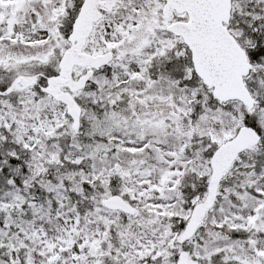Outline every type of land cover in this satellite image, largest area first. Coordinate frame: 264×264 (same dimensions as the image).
<instances>
[{"label":"rangeland","instance_id":"rangeland-1","mask_svg":"<svg viewBox=\"0 0 264 264\" xmlns=\"http://www.w3.org/2000/svg\"><path fill=\"white\" fill-rule=\"evenodd\" d=\"M76 1L0 0L3 91L16 76L57 71L68 47L59 27ZM231 3L229 32L258 55L247 83L262 105L252 111L238 102L212 109L200 82L186 84L192 73L181 40L148 25L162 20L161 0H125L94 26L85 52H116L75 94L79 131L37 87L0 94V264H49L55 256L56 264H177L183 253L195 264H264V0ZM172 48L168 62L182 64V81L165 79L159 63L147 78V62ZM245 120L263 143L228 169L197 235L179 243L206 196L192 193L206 188L211 153ZM118 193L133 214L101 204Z\"/></svg>","mask_w":264,"mask_h":264},{"label":"water","instance_id":"water-1","mask_svg":"<svg viewBox=\"0 0 264 264\" xmlns=\"http://www.w3.org/2000/svg\"><path fill=\"white\" fill-rule=\"evenodd\" d=\"M119 0H84L76 19L71 25V32L67 39L71 46L62 55L58 63V75L49 77L41 92L50 95L56 102L66 106L68 117L72 119L73 130L79 129L81 110L71 93L85 87L93 74L91 70L76 82L71 81L72 70L77 67H89L98 70L111 62L110 53L101 56H89L82 53L92 29L101 16L97 10L100 4L107 11L114 8ZM162 11L165 19H172V11L176 14H186V22L172 23L167 31L176 37H181L191 56L194 74L201 83L211 90L212 99L221 104L225 102H240L247 110H252L255 100L244 85V79L252 69L247 56L236 43L234 37L227 31L225 24L229 23L231 15L230 0H166ZM35 84V77L19 76L15 78L7 92L25 90ZM67 88L68 91H62ZM259 135L251 127H242L233 139L221 144L212 153L209 161L211 167L210 179L207 183L205 200L193 207L190 219L179 236L180 243L187 242L197 233L202 219L216 202L218 186L224 173L238 158L239 153L259 144ZM137 160H133L136 163ZM120 167L117 165L115 170ZM106 209L133 214L131 205L125 203L119 196H114L101 202ZM59 252H62L59 249ZM49 264H56L58 256L49 258ZM177 264H195L189 255L180 254Z\"/></svg>","mask_w":264,"mask_h":264},{"label":"trees","instance_id":"trees-1","mask_svg":"<svg viewBox=\"0 0 264 264\" xmlns=\"http://www.w3.org/2000/svg\"><path fill=\"white\" fill-rule=\"evenodd\" d=\"M76 11H77L76 8L71 9L70 11H68L66 22L63 23V24H61L60 27H59L61 29V32H62V37H64V38L67 36V33L70 31V28L69 27H70L71 22L75 18L74 16L76 14ZM254 42H255L254 43V45H255L257 42L256 41H254ZM260 47H261V42H259L258 44H256L257 51H261L262 50V48H260ZM247 56H248V60L252 64L253 63L256 64V62L258 60V55L255 56L250 51L249 52L247 51ZM171 59H173V57L171 56V52H168V54L165 57L161 58L160 60L154 61L153 64H156L157 62L160 63L158 69H160L161 75L165 79H167L168 81L170 80L172 82H180L181 78H183V76H182V70H184V67H182V64L180 65L179 62H176V61L175 62L174 61L168 62ZM186 62H187V68H189V66H190V59L188 58ZM40 69L41 70H37V72H35V74H39V75H43V76H47V75H50V74H54V73H50V71H46V69H48L47 66L46 67H43V68H40ZM42 69H44V70L42 71ZM45 71H46V73H45ZM155 72L153 71V73H155ZM191 78H192L191 81H188L186 83L188 86H191V85H193V82H197L198 81L197 78H195L193 74H191ZM39 82L42 83L43 82V79L42 78H39ZM246 86L249 87V84L247 83ZM249 88H250V90H251V92H252V94L254 96L253 90L251 89V87H249ZM3 89H5L4 86L2 88H0V90H2V91H3ZM254 98H256V97L254 96ZM256 101H257V107H259L260 105H262V102L260 101L259 98H256ZM210 103L212 105V109L217 108V107L222 108V109H225V107L228 105V104L220 105L216 101H213V100H210ZM245 125L246 126H250L252 128H255V130L257 131L256 124L253 123V122H251L250 120H245ZM261 142L263 143L262 138H261ZM18 181H20V180L15 177V182L18 183ZM224 183H225L224 180H222L221 183H220V185H219V187H220L219 189H221V186ZM112 185H116L115 182L114 183L112 182ZM206 189L207 188H205V187H201V188H199V190L197 189L195 192H193L192 195L193 194H197L199 192L206 191Z\"/></svg>","mask_w":264,"mask_h":264},{"label":"flooded vegetation","instance_id":"flooded-vegetation-1","mask_svg":"<svg viewBox=\"0 0 264 264\" xmlns=\"http://www.w3.org/2000/svg\"><path fill=\"white\" fill-rule=\"evenodd\" d=\"M83 0H80V4H81V2H82ZM121 2H125V0H121L119 3H121ZM161 2H162V4H161V9H159V13L161 14V18H162V20L157 16L156 17V19H155V22H154V25L153 24H148L149 26H151V27H157L158 29H160V31H165L166 30V27H167V25H168V21H165L164 19H163V16H162V13H161V10H162V8H163V6H164V4H165V0H161ZM118 3V4H119ZM79 4V5H80ZM131 3H128V5H130ZM104 15V14H103ZM177 17H179V16H177ZM174 18H176V17H174ZM174 20H176V19H174ZM138 23V25L140 26L141 24H142V21H138L137 22ZM141 27V26H140ZM140 27H139V33H143V31L140 29ZM146 37V34H145V36L143 37V38H145ZM179 47H181L180 45H179ZM115 52H116V48H114V49H112V52L111 53H113V55L115 54ZM174 53V55H175V51L173 52ZM153 68H154V65H150V64H146L145 66H144V69H145V71L147 72V78L148 77H152L153 75H152V73L150 72V70H153ZM105 69H108V67H106V68H104V69H102L101 71H103V70H105ZM81 70V72L83 73H86V71H87V69H80ZM79 70V71H80ZM100 73V72H99ZM98 73V74H99ZM181 81H182V79H181ZM180 81V82H181ZM87 86H90V83L87 85ZM151 112L153 113V111H148V112H145L146 114H148V113H150L151 114ZM160 113V112H159Z\"/></svg>","mask_w":264,"mask_h":264},{"label":"bare ground","instance_id":"bare-ground-1","mask_svg":"<svg viewBox=\"0 0 264 264\" xmlns=\"http://www.w3.org/2000/svg\"><path fill=\"white\" fill-rule=\"evenodd\" d=\"M98 73H93L92 75H91V77L88 79V81L86 82V85H85V87H83L82 89H80L79 91H77L78 93H81L82 91H85L86 89H87V85L90 83V85L92 84L91 83V79H92V77L93 76H95V75H97Z\"/></svg>","mask_w":264,"mask_h":264}]
</instances>
